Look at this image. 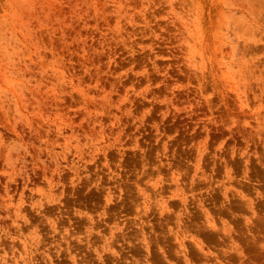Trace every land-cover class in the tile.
Segmentation results:
<instances>
[{
	"label": "rangeland",
	"instance_id": "374dc122",
	"mask_svg": "<svg viewBox=\"0 0 264 264\" xmlns=\"http://www.w3.org/2000/svg\"><path fill=\"white\" fill-rule=\"evenodd\" d=\"M0 264H264V0H0Z\"/></svg>",
	"mask_w": 264,
	"mask_h": 264
}]
</instances>
